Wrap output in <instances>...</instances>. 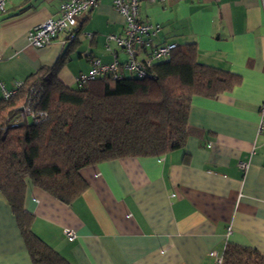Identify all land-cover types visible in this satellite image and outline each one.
<instances>
[{
  "label": "crops",
  "instance_id": "0c3cea01",
  "mask_svg": "<svg viewBox=\"0 0 264 264\" xmlns=\"http://www.w3.org/2000/svg\"><path fill=\"white\" fill-rule=\"evenodd\" d=\"M62 1L7 2L0 14V82L7 90L67 48L58 72L67 86L88 72L92 57L113 60L105 38L121 35L124 22L111 0H99L77 17L72 42L63 43L59 34L42 48L28 44L27 32L56 16ZM138 19L159 24L155 43H194L200 63L237 74L241 82L216 97L192 96L183 148L80 169L87 187L69 205L27 179L24 208L32 231L69 264H218L228 242L264 257V133L258 131L264 0H143ZM109 47L125 59L114 43ZM64 227L75 231L73 241ZM0 264H32L1 194Z\"/></svg>",
  "mask_w": 264,
  "mask_h": 264
},
{
  "label": "trees",
  "instance_id": "16d2710c",
  "mask_svg": "<svg viewBox=\"0 0 264 264\" xmlns=\"http://www.w3.org/2000/svg\"><path fill=\"white\" fill-rule=\"evenodd\" d=\"M67 53L0 98V194L32 264L69 263L32 231V215L24 208L27 179L69 205L87 187L80 169L183 148L192 96L216 97L241 82L237 74L200 63L195 44L185 43L144 78L102 76L72 87L58 78ZM26 104L35 118L15 122ZM219 264H264V257L228 242Z\"/></svg>",
  "mask_w": 264,
  "mask_h": 264
},
{
  "label": "built area",
  "instance_id": "2783aa9c",
  "mask_svg": "<svg viewBox=\"0 0 264 264\" xmlns=\"http://www.w3.org/2000/svg\"><path fill=\"white\" fill-rule=\"evenodd\" d=\"M8 1L0 0V14L5 12ZM98 1H62L56 16L45 18L27 32L28 44L35 48H42L51 44L59 34L64 35L63 43L72 42L76 37L77 17L94 8ZM141 1L143 0H111L112 7L122 16L124 22L123 33L121 35L109 33L105 38L106 49L111 51L113 60L105 63L97 57H92L88 72L79 74L75 78L76 85L81 86L87 81L102 76H109L112 79H121L125 76L144 78L148 75V70L154 63L165 60L170 56L176 46L175 43L154 42V38L160 30L159 24L146 23L138 19V8ZM148 1L163 2L165 0ZM110 43H114L117 49L124 52L125 59L119 60L117 58L116 51L111 50L109 47ZM1 59L2 54L0 53ZM21 83L18 82L13 89L7 90L3 83L0 82L2 98L6 99L14 94ZM260 114L262 119L258 131L264 133V102L261 104ZM27 117L30 119L35 118V113L28 104L21 107V111L14 121H23ZM240 167L245 169L247 163L241 162ZM62 232L69 241H73L76 238V233L71 228L64 227ZM209 254L215 256L214 252H210ZM221 257L216 256L218 264L221 262Z\"/></svg>",
  "mask_w": 264,
  "mask_h": 264
}]
</instances>
